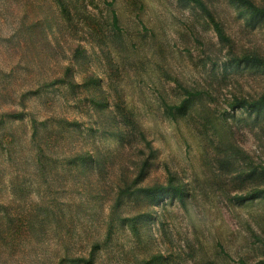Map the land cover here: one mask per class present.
Wrapping results in <instances>:
<instances>
[{
	"label": "rangeland",
	"instance_id": "obj_1",
	"mask_svg": "<svg viewBox=\"0 0 264 264\" xmlns=\"http://www.w3.org/2000/svg\"><path fill=\"white\" fill-rule=\"evenodd\" d=\"M263 94L264 0H0V264H264Z\"/></svg>",
	"mask_w": 264,
	"mask_h": 264
},
{
	"label": "trees",
	"instance_id": "obj_2",
	"mask_svg": "<svg viewBox=\"0 0 264 264\" xmlns=\"http://www.w3.org/2000/svg\"><path fill=\"white\" fill-rule=\"evenodd\" d=\"M115 20H117V17H115ZM240 102H241L240 105L243 104L242 102H245L246 104H249L250 106L260 107L264 103V94L255 100H240Z\"/></svg>",
	"mask_w": 264,
	"mask_h": 264
}]
</instances>
